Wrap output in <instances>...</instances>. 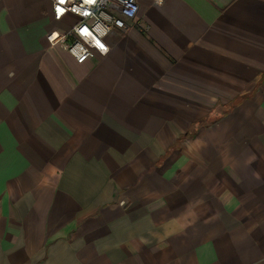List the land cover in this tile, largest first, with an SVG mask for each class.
Wrapping results in <instances>:
<instances>
[{"label": "crops", "instance_id": "0c3cea01", "mask_svg": "<svg viewBox=\"0 0 264 264\" xmlns=\"http://www.w3.org/2000/svg\"><path fill=\"white\" fill-rule=\"evenodd\" d=\"M137 2L77 63L0 0V264H264V0Z\"/></svg>", "mask_w": 264, "mask_h": 264}, {"label": "built area", "instance_id": "2783aa9c", "mask_svg": "<svg viewBox=\"0 0 264 264\" xmlns=\"http://www.w3.org/2000/svg\"><path fill=\"white\" fill-rule=\"evenodd\" d=\"M159 1V0H156ZM51 17L55 21L65 16L74 17L59 39L60 46L75 62L82 63L94 54L108 52L106 35L121 30L132 21L139 10L137 0H48Z\"/></svg>", "mask_w": 264, "mask_h": 264}, {"label": "snow or ice", "instance_id": "6c2138e0", "mask_svg": "<svg viewBox=\"0 0 264 264\" xmlns=\"http://www.w3.org/2000/svg\"><path fill=\"white\" fill-rule=\"evenodd\" d=\"M61 3H64V0H60ZM93 0H85V3H92Z\"/></svg>", "mask_w": 264, "mask_h": 264}]
</instances>
